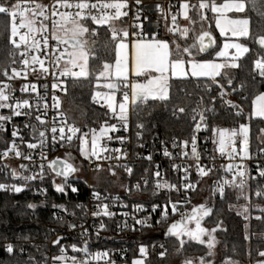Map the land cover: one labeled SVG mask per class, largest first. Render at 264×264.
Segmentation results:
<instances>
[{
	"label": "built area",
	"instance_id": "built-area-1",
	"mask_svg": "<svg viewBox=\"0 0 264 264\" xmlns=\"http://www.w3.org/2000/svg\"><path fill=\"white\" fill-rule=\"evenodd\" d=\"M221 1L0 0V13L9 16L10 26L18 32L9 35L5 69L9 77L0 75V194L15 197L30 191L44 203L53 187L63 198L56 202L53 216L65 227L53 230L43 244L36 238L32 241L37 255L31 259L38 257L37 264L127 263L130 249L120 243L122 239H140L138 233L145 230L161 231L164 237L169 225L185 220L207 197L211 201L227 186L247 187L264 175V148L251 149L247 138L242 155L239 126L230 128L234 148L228 142L224 149L218 147L217 129L209 127L217 100L239 110L232 89L199 95L190 112V133L182 137L161 138L131 125L132 83L148 82L147 73L118 83L117 100H128L127 118L108 109L105 91L91 99L94 107L106 112L97 127L84 128L64 110L67 77L83 76L77 65L61 66L66 45L57 39L67 37L58 35L59 30L75 23L85 27L89 51L97 26L110 27L115 40L157 41L177 33L175 19L182 4L196 6L208 19L211 3ZM19 34L27 37L26 42L19 41ZM259 61L264 65V55ZM105 128L106 134L93 142L94 135ZM58 159L72 166L69 177L51 170ZM115 173L123 183L121 191H109L99 184L111 181ZM205 180L212 181L208 196L201 192L194 198ZM20 231L13 240L3 242L5 251L28 253ZM110 232L112 243L97 242ZM144 247L147 254L149 249Z\"/></svg>",
	"mask_w": 264,
	"mask_h": 264
},
{
	"label": "trees",
	"instance_id": "trees-1",
	"mask_svg": "<svg viewBox=\"0 0 264 264\" xmlns=\"http://www.w3.org/2000/svg\"><path fill=\"white\" fill-rule=\"evenodd\" d=\"M181 13L176 17V23L185 18L191 20L194 30L205 24L196 6L181 5ZM210 14V12H209ZM240 16L246 17L249 23V34L239 39L247 48L246 52L237 59L236 66L221 73L216 78H170L167 83L168 96L165 99H141L134 104L130 117L132 126H140L147 133H157L161 138L182 137L189 135L192 128L190 112L199 95L215 90H233V96L239 105L234 111L229 103L217 100L214 113L209 117L210 129L231 128L246 125L251 149L264 148L259 136L264 131V119L252 117L250 114L254 97L264 92V69L256 67V61L264 55L255 43L257 37H264V0H246V5ZM207 21L211 22L209 15ZM10 18L0 13V75L7 68L9 62ZM193 29L185 39L178 38L182 45L188 46L195 38ZM215 37V47L205 53L198 54L201 60H210L219 49L222 38L214 25L207 29ZM178 33V32H177ZM177 33L175 34L177 36ZM173 35V36H175ZM169 43L171 36H162ZM92 46L89 51V71L87 76L69 77L65 81L64 110L66 107L77 108L81 115L78 119L66 115L74 122H79L84 128L97 127L106 117V112L94 107L91 99L96 90L95 83L101 68L113 63L115 59L116 40L110 27L97 26L96 33L91 37ZM188 44V45H187ZM171 45V44H170ZM206 190L212 186V181H204ZM202 183V184H203ZM202 185L199 184L194 198L200 195ZM237 189L227 186L221 195L211 198L210 212L203 217L201 225L204 230L212 232L217 242L220 259H230L238 264H257L264 262V175L251 181L244 192L247 197L239 196ZM208 194V193H207ZM62 194L53 187L49 191V199L38 202L30 191L19 193L15 197L0 194V264H37L31 256L36 252L32 244L33 239L43 244L53 230H61L64 222L57 221L53 216L56 202L61 201ZM248 201V211L239 212L242 204ZM22 243L28 246V253L18 255L14 251H5L2 244L7 239L13 240L18 230ZM164 228H162V231ZM27 232L28 236H24ZM106 236V237H105ZM113 233L98 238L97 242L112 243ZM140 239H122L120 243L129 246L130 253L127 263L138 256L141 245L148 247L144 257L145 264H170L176 254L186 258H204L209 251L208 242L203 238L181 240V235L163 237V233L142 231L138 233ZM95 244V243H94ZM37 255V254H35Z\"/></svg>",
	"mask_w": 264,
	"mask_h": 264
},
{
	"label": "rangeland",
	"instance_id": "rangeland-1",
	"mask_svg": "<svg viewBox=\"0 0 264 264\" xmlns=\"http://www.w3.org/2000/svg\"><path fill=\"white\" fill-rule=\"evenodd\" d=\"M246 5V0H223L221 2H213L210 5V16L212 21L209 22L206 19V15H201V19L205 21L200 29L194 30L191 27V20L185 18L183 21L177 23V36H171V56H173V61L180 63V65L188 62L194 61H207L213 67L212 77H216L220 72L225 73L229 68L235 67L237 63L236 56L239 52H235L233 49H245V45L239 41V39L246 37L249 34V23L246 17L240 16L243 12ZM2 9V6H0ZM96 23H104V21H96ZM210 25H214L217 33L222 38L219 49L214 54L215 57L210 60H199L195 59L199 54L198 45H197V37L198 35L205 31ZM193 29V34L195 35L192 43H189L188 46L182 45L178 38L185 39L190 30ZM11 33L16 35L18 32L15 28L11 27ZM121 31L125 32V28H122ZM58 35H62L65 37H82L85 45L83 47H63L62 55L65 58L62 60L61 66L64 68H68L69 66L77 65L80 68L81 76H87L89 71V50L86 46V28L81 26L78 23L70 24L65 27L63 30H59L57 32ZM170 38V37H169ZM27 37L25 35L19 34V41L26 42ZM163 40L168 41L166 38ZM233 44V45H231ZM231 45V46H230ZM226 53L228 55H226ZM176 54H179V58H175ZM228 56V57H226ZM112 63L104 65L97 75V80L95 83L96 90L94 91L93 96L95 98L100 97L101 91L106 92L105 102L110 111H115L118 107L119 115L121 118H127L129 109H128V100L124 99L123 101L117 102V87L118 82L112 73ZM257 68H264V65L258 60L256 61ZM126 66H129V61L126 62ZM143 66V65H140ZM146 70V69H145ZM151 70V69H149ZM148 70V71H149ZM141 71V70H140ZM143 71V70H142ZM66 76H70L68 72H64ZM145 73V72H144ZM140 72L133 77L136 78L141 75ZM150 76V81L146 83L133 82L132 83V96L134 97L136 93H144V99H165L168 96V75L167 74H153L149 71L147 73ZM69 78V77H67ZM128 80V78L126 79ZM162 87V88H161ZM255 105L259 109H263L264 111V92L259 94L255 98ZM66 112L70 114L72 118L78 119L81 115L80 111L75 107L67 106ZM215 138L218 144V147L224 149L228 142L231 144V139L233 136V130L230 128L220 129L216 128ZM108 129H103L99 135H94V141L96 142L97 138L104 136ZM238 133L242 138L241 143V151L242 155L246 154V146H247V138H248V127L246 125H240L238 127ZM259 139L264 143V131L260 133ZM101 186L109 191H121L123 189V183L121 181L119 173H115L111 177V181H98ZM202 196L206 195L208 191L206 190L207 186L205 183L202 184ZM233 188L241 192H237L239 196L247 197V194L244 192V187H242L239 183H236L232 186ZM208 196V194L206 195ZM248 201L245 204H242L238 211L244 212L248 211ZM200 210L198 211V215L195 220L189 221L184 230L181 232V240L185 241L187 239H204L208 242L209 251L207 257L204 258H186L179 257L178 255H174L171 258L170 264H238L237 262L230 259H220L219 250L217 247V242L213 238L212 232L204 230L201 225V221L203 217H205L210 210L211 201L210 198H206L204 202L200 203ZM263 207L264 205H260ZM145 247L143 245L140 246L138 256L131 259L129 263L124 264H145L144 257L146 256ZM257 264H263L259 262Z\"/></svg>",
	"mask_w": 264,
	"mask_h": 264
},
{
	"label": "crops",
	"instance_id": "crops-1",
	"mask_svg": "<svg viewBox=\"0 0 264 264\" xmlns=\"http://www.w3.org/2000/svg\"><path fill=\"white\" fill-rule=\"evenodd\" d=\"M170 44L171 43H169L168 41L166 40L164 41L163 38L157 41L144 40V39L116 40L115 59L112 63L113 64L112 73L114 75V78L119 82L126 81L127 78L128 79L132 78L134 75H137L140 72L149 73L150 71L153 74H167L168 80L170 78H187V77L214 79L217 76H219L221 73H223L220 72L219 75L213 78L212 77L213 67L207 61H194V62L191 61L188 63H184L182 65H180V63L178 62H174L173 56H171V53L169 52L171 51ZM232 50H236L235 52H239V54L236 56V59H238L246 52L247 48L245 49L232 48ZM226 55L228 54L226 53ZM179 57H180L179 54H176L175 58H179ZM196 58L197 57L195 56V59ZM127 61H129V66H126ZM256 97H254L252 101L250 114L252 117L264 119L263 109L258 110V107L255 105ZM117 102L120 101L117 100ZM115 111L119 115L118 107L115 109ZM262 263L264 264V262Z\"/></svg>",
	"mask_w": 264,
	"mask_h": 264
},
{
	"label": "water",
	"instance_id": "water-1",
	"mask_svg": "<svg viewBox=\"0 0 264 264\" xmlns=\"http://www.w3.org/2000/svg\"><path fill=\"white\" fill-rule=\"evenodd\" d=\"M57 41L68 47H83L85 45L81 41V38L79 37L59 38L57 39ZM255 43H256V46L261 51H264V37L262 36L257 37L255 40ZM215 44H216L215 37L208 30L201 32L197 37V45H198V50L200 54H205L211 51L215 47ZM1 74L3 76L9 77L5 69L2 71ZM103 98L104 96H101V99ZM143 98H144V93H136L135 103H138ZM51 170L55 174L60 175L63 178L69 177L73 172L72 166L66 161L60 160V159L53 161V163L51 164ZM199 210H200V206L198 205L192 209V211L190 212V214L185 220L173 222L171 225H169L164 237L180 235L181 232L186 227V225L188 224V222L196 219Z\"/></svg>",
	"mask_w": 264,
	"mask_h": 264
}]
</instances>
